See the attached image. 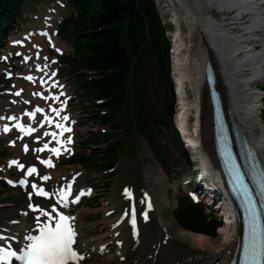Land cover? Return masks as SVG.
Masks as SVG:
<instances>
[{
    "label": "bare ground",
    "instance_id": "1",
    "mask_svg": "<svg viewBox=\"0 0 264 264\" xmlns=\"http://www.w3.org/2000/svg\"><path fill=\"white\" fill-rule=\"evenodd\" d=\"M164 1L175 23L171 48L172 74L178 94L175 117L182 123V112L186 116L199 115L196 125L200 124V136H194L187 131L191 147L205 154L207 164L215 169L218 167L219 160L213 145L212 106L204 81L205 64L210 59L216 69L224 107L231 111L234 121L255 149L264 169V93L252 88L253 84L258 85L264 80V40L261 39L264 34V0ZM216 8H221L222 11L227 9L224 23L215 21L211 15ZM258 39L260 49L255 45ZM186 90L190 91V96H183ZM23 202L25 203L26 199L21 195L14 207L0 209V226L10 227L2 218L7 217ZM116 203L110 207H114ZM73 212L80 219L86 213L78 207ZM117 218L118 214L114 213L104 220L114 223ZM163 224L170 236L168 243L183 250V254L179 256L188 260L187 264H194L199 258V264L229 263L238 231V225H233L231 220L219 227L215 236L185 229L176 223L173 215ZM78 229V245L81 249L87 247L95 250L93 259L85 264H108L112 256L98 255L96 247L101 242V245L111 243L112 238L107 236L108 232L90 238L88 226L80 222ZM143 236L139 248L131 255L125 253L126 259L117 264H164L165 260L171 257V254L166 253L151 255V236L145 233ZM127 245L125 242L122 248L126 250Z\"/></svg>",
    "mask_w": 264,
    "mask_h": 264
},
{
    "label": "trees",
    "instance_id": "2",
    "mask_svg": "<svg viewBox=\"0 0 264 264\" xmlns=\"http://www.w3.org/2000/svg\"><path fill=\"white\" fill-rule=\"evenodd\" d=\"M75 1L82 13L73 28L78 41L73 68L107 73L87 83L89 91L94 88L97 97L112 96L106 105L113 104L114 112L122 107L138 109V127H150L153 121L161 120L159 115H166L170 109L172 89L168 42L153 0ZM15 3L0 0V22L12 14ZM176 219L188 229L209 235H215L220 224L217 216L206 217L184 205L178 209Z\"/></svg>",
    "mask_w": 264,
    "mask_h": 264
},
{
    "label": "snow or ice",
    "instance_id": "3",
    "mask_svg": "<svg viewBox=\"0 0 264 264\" xmlns=\"http://www.w3.org/2000/svg\"><path fill=\"white\" fill-rule=\"evenodd\" d=\"M59 51V49H57ZM39 67V65H37ZM10 75V74H9ZM27 79L32 80L31 76H28ZM17 95L20 93L17 92ZM35 95H43L42 93H34ZM48 97H44L47 99ZM53 100L58 99L56 95L52 96ZM44 109L36 108L33 112H28L27 115L29 117H34L37 112H43ZM51 111L59 115L61 109L58 108H51ZM9 119H13V117H9ZM63 120H67L68 116L64 115L62 117ZM48 122V123H56V127L62 129V131H71L70 128L62 125L59 121H53L50 116H45L43 120L40 121L41 124ZM17 126L19 127L21 132L27 131L28 133L34 132L35 128L28 126L26 128L25 125L19 124L17 122ZM4 131H8V125L4 126ZM51 135L53 138H57L58 134L55 132L48 133L45 132V135ZM62 134V133H61ZM39 139V136H37ZM67 140L70 142L71 137L69 136ZM59 144L60 141L57 140ZM49 145L45 143L41 148L34 149V151L40 152L44 151V149L48 148ZM24 150L28 151V145H24ZM50 151L57 156L60 155L59 148H51ZM39 159V157H38ZM11 164L17 165L19 168H23L24 165L18 163L16 160H12L9 162ZM41 163L52 166L51 160L46 159L42 160ZM37 169L35 166H31L27 169V172L24 175H30L36 173ZM76 175H79L77 173ZM237 180H240L239 173L237 171ZM40 179L47 180L49 179L48 176H41ZM75 180V176L72 178ZM12 183V181H9ZM21 185L25 184L26 181L21 179L19 181ZM245 187L246 186L242 185ZM261 187H264V183L261 184ZM33 191L42 197H48L50 195L49 192L45 191L43 186H37V184H32ZM72 191V182L69 181L66 187H62L59 190L58 199L61 203L67 201L69 194ZM90 191V190H89ZM124 192L127 196L131 197L132 193L129 189L125 188ZM84 192L81 191L80 195H83ZM32 193H29L31 196ZM80 195H77L75 199L72 201L73 203L80 199ZM147 196V193H145ZM193 199H197L195 194H192ZM148 207L151 208L152 205L149 202ZM28 208L39 210V212L48 218V221L44 222L40 225L39 221H37L39 227V234L38 235H29L27 239L30 241L27 245L24 246L23 250L20 251L19 256L17 255V251H13L10 246L5 244H0V262L3 264H7L8 261L12 260V258L18 259L21 264H68L69 261H78L82 259V256L78 254L76 249L73 247L74 245V238L76 236V232L71 221L74 219L69 215H65L62 211L57 212L56 206H52V212H45L43 208H40L39 205H33L31 203L28 204ZM53 212L56 213L53 216ZM249 213H250V227L248 230V234L245 238L244 242V251L243 255L240 258L241 264H264V228L260 226L258 213L256 212L255 205L249 201ZM145 218H147L146 213L144 214ZM135 210L133 209V220L131 221L135 224ZM0 240H4V237L0 235Z\"/></svg>",
    "mask_w": 264,
    "mask_h": 264
},
{
    "label": "rangeland",
    "instance_id": "4",
    "mask_svg": "<svg viewBox=\"0 0 264 264\" xmlns=\"http://www.w3.org/2000/svg\"><path fill=\"white\" fill-rule=\"evenodd\" d=\"M157 2L158 10L161 13L163 21L166 22L165 26H168L170 28V31L173 29V27L168 23L167 19L169 18V13L167 11V8L165 6V2L163 0ZM215 15V14H214ZM217 17V16H216ZM262 119L264 122V114L262 115ZM87 126L82 127L79 130L80 136L82 137L87 133ZM137 142L139 147L141 148V157H142V162H138L136 160H130L126 159L125 163L121 167V171H130L134 166H140L141 171L143 174H145L151 181V186L152 189L155 193L158 208H159V213L161 214L162 219L168 220L171 216L172 209L175 207V179L176 175L173 173V168L172 165L170 166L169 169H171V173H166L165 169L159 164L156 159L154 158L152 151L146 141L145 138H143L141 135H138L137 137ZM131 161V162H130ZM125 180L127 184H138L139 179H140V169L138 167H135L133 170L130 172H126L124 174ZM121 177H116L113 179L112 184L108 189H106V193L104 196L106 197H112L114 194V191L118 189V187L121 185L122 180H120ZM18 191H12L10 194H7L5 196V193H2L0 195V200H6V201H15L18 198ZM2 197V198H1ZM100 206L97 205L95 207L94 205L91 206V208L84 207L85 209L89 210L87 214V219L89 221L85 220L86 223H98L104 224L102 222V219L100 218L102 216V212H98V207ZM204 210L207 212V209L204 207ZM211 213V212H210ZM212 214V213H211ZM216 215H219V212L216 213ZM154 230L157 231V227H152ZM172 253L174 254H181L183 253V250L179 248L172 249V246L168 248Z\"/></svg>",
    "mask_w": 264,
    "mask_h": 264
},
{
    "label": "water",
    "instance_id": "5",
    "mask_svg": "<svg viewBox=\"0 0 264 264\" xmlns=\"http://www.w3.org/2000/svg\"><path fill=\"white\" fill-rule=\"evenodd\" d=\"M205 68H206L205 69L206 79L208 81H209V79H211L212 87H213L214 90H216V87H215V72H214V69H213V66H212V63H211L210 60L207 61Z\"/></svg>",
    "mask_w": 264,
    "mask_h": 264
}]
</instances>
